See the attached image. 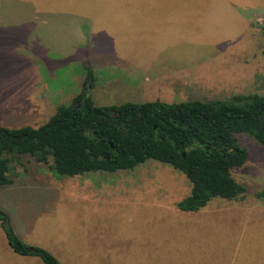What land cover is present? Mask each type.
Instances as JSON below:
<instances>
[{
    "label": "rangeland",
    "instance_id": "374dc122",
    "mask_svg": "<svg viewBox=\"0 0 264 264\" xmlns=\"http://www.w3.org/2000/svg\"><path fill=\"white\" fill-rule=\"evenodd\" d=\"M58 1L71 7V0H21L19 8L62 9L52 6ZM122 4L116 15L103 12L101 27L93 20L84 27L79 49L68 42L66 58L61 40L45 53L28 24L15 23L18 4L0 0V128L40 127L82 91L96 106L264 94V0ZM86 7L92 17L99 8ZM83 54L86 62L73 64ZM87 64L96 84L83 81ZM237 139L249 154L232 170L246 187L241 200L216 198L181 212L176 205L190 184L167 165L149 160L133 170L62 177L51 160L25 156L9 174L12 184L0 187V210L23 242L62 264H264V202L256 197L264 189V146ZM0 264L43 263L13 253L0 227Z\"/></svg>",
    "mask_w": 264,
    "mask_h": 264
},
{
    "label": "trees",
    "instance_id": "16d2710c",
    "mask_svg": "<svg viewBox=\"0 0 264 264\" xmlns=\"http://www.w3.org/2000/svg\"><path fill=\"white\" fill-rule=\"evenodd\" d=\"M238 135L264 146V94L96 106L82 91L40 127L0 128V187L12 184L9 174L25 156L37 163L51 160L49 169L62 177L133 170L151 160L185 175L190 192L176 207L198 212L216 198H244L246 187L232 176L249 156ZM256 197L264 202V189ZM0 227L16 255L62 264L45 249L23 242L1 210Z\"/></svg>",
    "mask_w": 264,
    "mask_h": 264
},
{
    "label": "crops",
    "instance_id": "0c3cea01",
    "mask_svg": "<svg viewBox=\"0 0 264 264\" xmlns=\"http://www.w3.org/2000/svg\"><path fill=\"white\" fill-rule=\"evenodd\" d=\"M12 1L15 4H18V6H12V11L14 15H16L15 23L21 25L27 23L29 27L28 32L30 34L33 33V37L36 35L37 36L36 38L42 39L43 44L41 45V47L44 46L46 47L44 49L45 53L48 52L49 48L50 49L53 48L55 42L58 43L61 40L62 41L61 54L64 55L66 58H69V50L66 47V44L68 42H72L74 46H76L79 49V46L84 43V27L85 28L88 27V24H91L94 27L92 20L95 22H99L101 27L102 20L103 19L106 20V18L104 17L105 13L103 12L108 10L111 13L115 14L118 11V9L125 8V6L122 4L124 3V0H71L70 8L66 6V1L62 3L58 1L56 5L52 4V6H63L62 9L46 8V6L44 5H40L37 3L33 4L32 2H30L29 8L25 13L22 8H19V6H22L21 0H12ZM86 6H99V8H97L98 10L95 9L94 7L89 8V11L97 10L95 12L94 17L88 14V9H86L87 8ZM81 7L85 9L84 12H80ZM2 11L3 12L0 13V19L4 21L3 24H6V11L5 9H3ZM11 24L14 23L12 22ZM33 28H34V32H33ZM103 31H104V27H102V32ZM59 32H61L60 33L61 38H58ZM65 37H67V40H64ZM72 51L74 50L72 49ZM86 59L87 58L85 54H83L82 57L78 56L76 58V61H73V64L84 63L86 62ZM85 66L88 68L85 69L84 67L85 72L91 70L90 64H87ZM86 79H88L87 76L83 79V81ZM91 81L92 83H94L93 78L89 80V82ZM245 212L249 213L250 211H248V209H245Z\"/></svg>",
    "mask_w": 264,
    "mask_h": 264
}]
</instances>
